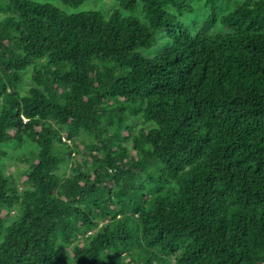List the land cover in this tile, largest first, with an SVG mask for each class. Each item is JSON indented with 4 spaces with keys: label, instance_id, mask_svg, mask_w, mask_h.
<instances>
[{
    "label": "trees",
    "instance_id": "trees-1",
    "mask_svg": "<svg viewBox=\"0 0 264 264\" xmlns=\"http://www.w3.org/2000/svg\"><path fill=\"white\" fill-rule=\"evenodd\" d=\"M231 3L195 33L191 0H0V165L37 148L0 264H264V0Z\"/></svg>",
    "mask_w": 264,
    "mask_h": 264
},
{
    "label": "rangeland",
    "instance_id": "rangeland-1",
    "mask_svg": "<svg viewBox=\"0 0 264 264\" xmlns=\"http://www.w3.org/2000/svg\"><path fill=\"white\" fill-rule=\"evenodd\" d=\"M35 2L43 3V4H52L63 11H65L68 14H76V13H81V12H88V11H106L110 12L115 6H116V0H89L82 4L79 8H72L65 6L61 0H32ZM232 3L231 4H219V14L225 15L233 10L239 4L243 2V0H229ZM191 4L194 7V12L193 13H187L184 15L180 21L181 23L185 24L188 26L193 32L197 33L199 28L205 23L207 15H208V7H206V0H191ZM138 14H141L140 9L138 10ZM162 39V43L158 48L152 49V50H145L144 52L146 53L147 56H153L154 54H159L162 50H165L169 43L166 41L167 39L164 37V33L161 32L159 34ZM167 44V45H166ZM28 78V77H27ZM26 83L21 85V90L24 93L28 92V87L31 86V82L26 79ZM2 101L3 98L0 96V113L2 109ZM40 129V128H38ZM124 135H127V132H124ZM8 152L9 155L7 158H4L2 163L3 165H0L5 171L10 174L16 175V178L19 180L18 174L24 170L27 169V164L24 162L25 154L28 153V151L31 150H37L35 149V146L30 143V142H25V144L22 146L20 143L15 142L12 144H8L4 147ZM34 148V149H33ZM131 155L135 156L136 152L134 150H131ZM67 166V165H66ZM64 172H70L68 166L64 167L62 169V173ZM26 177L22 176L19 180V183H23L25 181ZM112 186V185H111ZM81 240V239H79ZM1 242V241H0ZM68 250H70V246L66 247ZM70 264H72L73 260L70 259Z\"/></svg>",
    "mask_w": 264,
    "mask_h": 264
}]
</instances>
